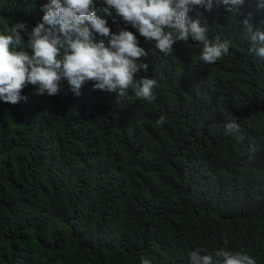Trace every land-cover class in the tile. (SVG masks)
Masks as SVG:
<instances>
[{
    "label": "trees",
    "instance_id": "trees-1",
    "mask_svg": "<svg viewBox=\"0 0 264 264\" xmlns=\"http://www.w3.org/2000/svg\"><path fill=\"white\" fill-rule=\"evenodd\" d=\"M47 2L0 0V18L31 27ZM97 15L137 34L149 53L138 77L157 80L156 99L92 82L77 96L64 81L56 95L28 85L27 100L0 102V264H188L196 247L264 264V63L238 22L264 26V9L245 0L235 17L222 3L189 13L232 41L212 65L192 41L165 54L99 0ZM233 118L243 141L223 135Z\"/></svg>",
    "mask_w": 264,
    "mask_h": 264
},
{
    "label": "clouds",
    "instance_id": "clouds-1",
    "mask_svg": "<svg viewBox=\"0 0 264 264\" xmlns=\"http://www.w3.org/2000/svg\"><path fill=\"white\" fill-rule=\"evenodd\" d=\"M106 11L115 13L126 25L138 30L140 36L154 42L165 54L173 45L189 41L199 45L196 60L212 65L230 55L232 41L220 35H210L212 29L201 18L193 19L192 10L209 11L222 3L235 15L245 0H99ZM264 9V0H257ZM42 20L29 25L23 20L10 23L0 18V102L18 103L27 100L22 92L28 85L39 94L59 93L67 81L73 94L81 95L84 84L92 82L94 89L117 91L121 98L129 93L136 100L151 103L156 99L154 77L140 76L149 64L138 58L148 56L137 34L127 27L113 31L106 18L97 15V0H48L42 6ZM242 38L250 41L248 54L254 62L264 63V26H257L249 17L238 21ZM161 114L156 123L163 125ZM223 135L243 141L242 125L225 119ZM227 244V240H225ZM188 264H258L247 250L226 247H196L187 254ZM140 264H152L145 256Z\"/></svg>",
    "mask_w": 264,
    "mask_h": 264
}]
</instances>
